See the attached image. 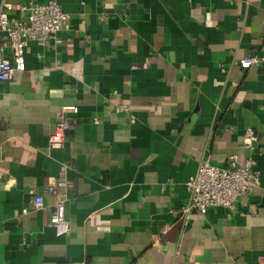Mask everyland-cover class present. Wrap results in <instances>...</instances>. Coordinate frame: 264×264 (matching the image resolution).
Segmentation results:
<instances>
[{
    "label": "crops",
    "instance_id": "0c3cea01",
    "mask_svg": "<svg viewBox=\"0 0 264 264\" xmlns=\"http://www.w3.org/2000/svg\"><path fill=\"white\" fill-rule=\"evenodd\" d=\"M58 1L62 42L30 41L24 70L0 81V264H264V62L238 64L264 56V0ZM63 105L74 125L49 149ZM249 154L259 184L184 223L198 162ZM63 171L58 235L45 183Z\"/></svg>",
    "mask_w": 264,
    "mask_h": 264
},
{
    "label": "built area",
    "instance_id": "2783aa9c",
    "mask_svg": "<svg viewBox=\"0 0 264 264\" xmlns=\"http://www.w3.org/2000/svg\"><path fill=\"white\" fill-rule=\"evenodd\" d=\"M19 10L23 17L13 18L11 10ZM69 19L58 0L44 2L9 3L0 4V81L11 80L16 71L25 68V53L28 43L34 41L38 45H45L49 41L55 44L62 42L58 33L64 28ZM264 62V56L249 55L239 59L242 68L252 64ZM129 106L119 104L117 112H128ZM76 105H63L55 113L54 130L47 136L49 149H62L68 130L73 128L74 115L77 113ZM94 122L100 120L94 117ZM257 135L251 128L245 130L243 144L249 150L254 148ZM260 182L256 161L249 154L239 160L236 155L227 158L226 166L212 164L207 157L202 158L197 169L186 183L187 200L179 211L185 223L193 212L206 214L213 207H230L241 196L251 192ZM70 180L63 171L58 176L47 177L45 190L57 197L50 213L49 223L56 233H67L69 227L65 219V201ZM29 193L33 197L34 208L43 206L42 195ZM27 209L23 208L22 213ZM174 213H176L174 211Z\"/></svg>",
    "mask_w": 264,
    "mask_h": 264
}]
</instances>
